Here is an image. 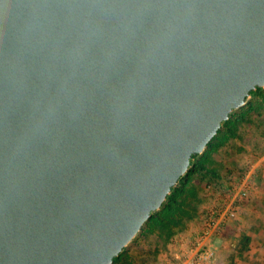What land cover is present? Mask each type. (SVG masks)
I'll list each match as a JSON object with an SVG mask.
<instances>
[{"label":"water","instance_id":"1","mask_svg":"<svg viewBox=\"0 0 264 264\" xmlns=\"http://www.w3.org/2000/svg\"><path fill=\"white\" fill-rule=\"evenodd\" d=\"M264 88V0H0V264H113Z\"/></svg>","mask_w":264,"mask_h":264},{"label":"rangeland","instance_id":"2","mask_svg":"<svg viewBox=\"0 0 264 264\" xmlns=\"http://www.w3.org/2000/svg\"><path fill=\"white\" fill-rule=\"evenodd\" d=\"M231 121L236 124V135L211 154L208 169L193 175L196 197L187 199L178 211L172 238L167 239L162 229L149 233L145 227L124 253L130 264H162L164 257L176 250H189L217 191L225 189L231 177L240 176L263 155L264 88L255 90L246 104L233 112ZM210 245L214 252L211 264H264V167L253 178L248 201L236 218L212 237Z\"/></svg>","mask_w":264,"mask_h":264},{"label":"built area","instance_id":"3","mask_svg":"<svg viewBox=\"0 0 264 264\" xmlns=\"http://www.w3.org/2000/svg\"><path fill=\"white\" fill-rule=\"evenodd\" d=\"M254 164L240 176L231 177L225 189H219L210 211L205 215L202 230L196 235L189 250H179L172 256H165L162 264H211L214 252L211 239L230 221L236 218L238 212L248 201L254 176L264 167V153Z\"/></svg>","mask_w":264,"mask_h":264},{"label":"trees","instance_id":"4","mask_svg":"<svg viewBox=\"0 0 264 264\" xmlns=\"http://www.w3.org/2000/svg\"><path fill=\"white\" fill-rule=\"evenodd\" d=\"M257 90H261V88H258ZM232 114L230 115V118L223 123L221 129L218 131V134L207 145L204 152L202 154L193 155L191 166L188 172L183 177H181L178 184L173 187L171 193L168 195L161 209L155 212L149 218V220L142 227L141 231L145 229V227L147 228V231L149 233L153 232L156 229H162L165 232L167 239H169L174 234L173 229L178 224V211L187 199H194L196 197V181L195 179H193V175H195L198 170L208 169L211 160V154L215 153L221 147V145L228 140V137L230 138L236 135V124L231 121ZM226 128L227 131L222 133V130ZM126 249L127 247L123 250L122 253H120L118 257L114 259L113 264L122 261H124L125 264H130L128 258H124Z\"/></svg>","mask_w":264,"mask_h":264},{"label":"crops","instance_id":"5","mask_svg":"<svg viewBox=\"0 0 264 264\" xmlns=\"http://www.w3.org/2000/svg\"><path fill=\"white\" fill-rule=\"evenodd\" d=\"M250 259H251V257H250Z\"/></svg>","mask_w":264,"mask_h":264}]
</instances>
